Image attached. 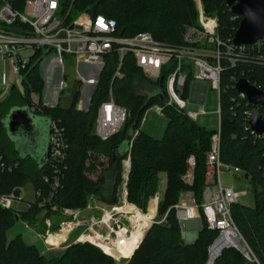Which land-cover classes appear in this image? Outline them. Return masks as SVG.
I'll return each mask as SVG.
<instances>
[{"label": "trees", "instance_id": "trees-1", "mask_svg": "<svg viewBox=\"0 0 264 264\" xmlns=\"http://www.w3.org/2000/svg\"><path fill=\"white\" fill-rule=\"evenodd\" d=\"M205 14L217 18L218 36L223 42L234 37L241 17H235L226 0H201ZM65 10L71 8L70 17L104 15L117 23V33L121 37H133L140 32H148L162 42L182 44L187 26L198 24V11L194 0H61ZM264 58V45L261 50ZM257 52L242 53L238 64L232 67L229 61H221L223 71L220 83V159L222 162L240 167L253 187L254 206L239 202L231 206L232 219L248 246L249 261L236 248L224 249L214 264H264V136H257L249 128L251 114L256 108L240 97L235 81L247 79L264 90V60L255 57ZM134 57L128 55L119 76L113 82V96L116 105L127 110L128 116L119 132L106 141L95 133L97 110L107 98L114 72L110 63L100 76L97 91L92 97L87 111L78 109L81 97V83L74 86L73 99L69 107H41L32 112L45 122L60 121L66 130L69 149L66 170L61 180V188L54 203L59 207H83L90 195L103 196L101 187L105 182L104 173H98V157L108 158L113 168V194L122 181V162L130 151L131 169L128 175V199L142 211H147L148 203L161 188H165L158 205V214L165 215V223H154L148 230L140 246L127 264H207L208 249L219 234L206 226L202 215V229L194 243L186 244L182 239V227L177 220L175 205L183 192H191L195 201L201 203L205 189L207 154L212 137L217 131L200 127L184 112L166 106L164 115L168 124L161 139H156L140 130L142 118L150 107L164 106L162 95L164 84L151 83L136 66ZM39 57H35L23 72L25 95L17 89L0 101V155L11 170L0 176V194H10L14 189L32 183L35 190L48 194L49 185L44 177L52 170L45 157L40 162L32 157H22L15 148L5 125V119L14 107L31 106L33 95L42 98L45 80L42 76ZM147 86L146 94L138 91V85ZM190 80L183 96L189 93ZM17 95L12 103L8 100ZM145 108H143V106ZM31 109V108H30ZM264 119V107L258 108ZM138 132L137 135H135ZM131 144V147L129 145ZM89 153L95 157L89 158ZM194 158L193 184L188 186L184 176L189 158ZM91 159L92 162H89ZM88 161V162H87ZM33 205L24 212L30 216L38 211ZM154 208L152 203L149 210ZM41 213V212H40ZM33 214V213H32ZM13 210L0 208V264H114L89 244H74L58 257L47 258L34 246L28 245L21 235L8 239L7 233L16 221L22 218Z\"/></svg>", "mask_w": 264, "mask_h": 264}, {"label": "built area", "instance_id": "built-area-1", "mask_svg": "<svg viewBox=\"0 0 264 264\" xmlns=\"http://www.w3.org/2000/svg\"><path fill=\"white\" fill-rule=\"evenodd\" d=\"M196 7L197 26L192 25L185 28L182 44H171L156 40L148 32H140L133 37H121L117 33V23L104 15L96 17L78 15L71 18V8L68 11L65 10L61 0H0V60L8 63L15 78V81L9 83L8 87L12 90L20 88L24 79L23 72L35 57H39L42 72L44 62L53 54L54 59L51 60L50 68L47 69L50 77L54 76L55 80V76L58 77L53 88L52 99L58 101V95L68 89L70 83L72 86L81 83L83 91L87 87H93L91 92L88 91L91 96L87 102H91L97 91L100 76L109 62L114 76L106 93L107 98L98 107L95 126L97 137L106 141L119 132L128 119L127 110L114 102L112 87L114 80L122 71L124 59L132 55L136 66L149 82L156 84L160 81L165 86L162 92L165 105L153 106L157 114L164 115L165 107L171 106L196 121L198 115L204 113L203 108L209 87L218 92L220 114V83L223 71L221 61L227 58L231 66L235 67L242 53L251 54L254 51L257 52L255 57L264 60L260 53L264 40L249 46H236L232 44L233 37L225 43L218 36L217 18L208 17L205 14L201 0H196ZM235 17L238 16L235 15ZM67 60L73 61L77 67L75 78L69 77L66 73ZM189 80L191 84L202 83L205 89L199 96L201 103L196 104L194 110L189 109L185 112V101L188 100V96L185 98L183 93ZM239 80L235 81V85ZM205 81H210V85L205 84ZM238 94L246 100L245 95ZM56 105L58 104L48 103L43 97L39 98L35 95L31 97L32 112L41 110V107H55ZM83 105L82 100L78 109L87 111L90 107L89 104L87 108ZM258 108L255 109L256 112ZM218 129L212 137L211 148L206 157L207 171L203 200L197 203L194 197L190 195L187 197V194L182 195L180 202L175 205L176 217L182 231L185 230L190 237L195 235L193 230L196 222L198 220L201 222L203 215L209 230L217 231L230 247L234 248L233 244L238 242L240 247L237 250L249 259L250 250L231 216V206L238 202L240 194L235 193L232 187H223L220 177L222 173L236 176L244 174V170L221 161L220 127ZM50 130L48 163L52 172L44 177V182L49 185V191L47 195H44L41 190L33 188L35 201L27 207L30 209L33 205H37L36 207L42 213H61L63 220L58 222L57 231L52 230L55 223L51 218L44 220L47 228L45 245L49 249L59 248L67 243L72 232L85 223L87 229L77 238L76 242L90 243L115 257L109 252L126 245L127 238L130 239L139 230L138 217L145 215L127 200L128 175L131 169L130 151L122 162L124 166L121 192L123 200L119 206L104 204L97 195L93 194L89 196L83 207H59L54 201L67 168L69 144L66 130L60 121L52 120ZM137 134L138 132L135 135ZM188 165L189 171L185 179L189 186L194 176V158H189ZM11 169L12 166H8L0 155V176L1 173ZM23 193V187H20L10 194H0V208L21 212L22 209L14 207V202L23 204L25 200ZM154 199H159L158 194ZM127 217L130 220L132 218L135 231H130L123 221ZM111 222H114L113 225ZM152 223L153 219L143 228L144 231L142 229L144 233L142 238L151 228ZM100 224L107 226L108 231L99 232L96 226ZM63 233L65 238L61 236ZM133 254L134 252L130 256L116 258L129 260Z\"/></svg>", "mask_w": 264, "mask_h": 264}, {"label": "rangeland", "instance_id": "rangeland-1", "mask_svg": "<svg viewBox=\"0 0 264 264\" xmlns=\"http://www.w3.org/2000/svg\"><path fill=\"white\" fill-rule=\"evenodd\" d=\"M195 4H196V0H194ZM54 55H50L49 58L46 59V61L44 62V66L42 68V72H43V78L45 80V90H44V94L42 95L43 99H45L48 103H53V104H59L62 107H69L72 99H73V93H74V86H72V84H69V88L66 89L64 92H62V94L60 93L58 95L59 100L58 101H54L52 98V94H53V88L55 86L56 80H57V75L56 80L53 77L49 76V72L47 71L48 68H50L51 66V60L54 59L53 58ZM54 64V63H53ZM9 65L6 61H2L0 62V87L5 85L7 82V77H8V73H9ZM59 70V69H58ZM66 73L69 77H76L77 76V67L75 65V63L73 61H69L67 60L66 62ZM205 84L210 85V81H205ZM190 88V87H189ZM92 91L93 87H87L84 91L83 88H81V97L79 99V103L84 100V101H88V98L91 96V93H89L88 91ZM10 91V87H5L4 89V93L1 94L0 96V101H3V95L5 94V92H9ZM17 91L19 93H21L22 95H25V88H24V84L22 83V85L20 86V88L17 89ZM90 91V92H91ZM138 91L141 94H146L148 91V88L146 85H144L143 83L138 85ZM36 96V95H35ZM191 96V89L189 90V95L188 98L190 99ZM37 97V96H36ZM17 98V95L13 94L12 98L9 99L8 101L10 103H12L14 101V99ZM189 100H186V107H185V112H187L190 109V104L188 102ZM78 103V105H79ZM88 104L90 105L91 102H88ZM84 109V108H82ZM204 113H200L196 119L197 123L200 125V127H204L207 128L210 131H218L219 129V101H218V92L214 89H211L210 87L207 90V94H206V101L204 104ZM85 111V110H82ZM168 118L165 115H161V114H157L156 110H154V107H150L149 109H147V111L145 112L142 121H141V126H140V130L151 135L152 137L156 138V139H161L164 135L165 129L167 127L168 124ZM95 133H96V128H95ZM90 157H95L93 154L89 153V158ZM108 158L105 156H100L98 157L97 163L99 164L98 167V171L97 173H95L93 175V178H96L97 174L102 172L103 170H105L106 172H108V174L106 176H108L107 178L109 179L107 188L105 190H102L101 192L104 193L103 196H99L100 199L104 204H112V205H116L119 206L122 203L123 200V195H121L122 193V186H123V180L121 181V184L119 185V187L115 190V194H113V180L112 177L115 176L114 175V170L113 168H110V164L108 162ZM88 162V161H87ZM89 162H92L91 159L89 160ZM188 164V162H187ZM123 163H122V175H123ZM189 171V165L187 168V172L184 176L183 179H185L186 175L188 174ZM105 172V173H106ZM221 184L223 187L225 188H231L233 189V191L235 193L240 194V197L238 199V202L245 205V206H249V207H253L254 206V196H253V187L251 185V183L249 182V180H247L245 178V174H240V175H232V174H228V173H222L221 174ZM194 179V176H193ZM186 183V179L184 180ZM165 180L163 179L162 184H161V188L158 190V200H155L154 197L150 199L149 203H148V207H147V211H142L138 206H136L135 204L131 203L127 197V200L130 204H133L136 206V208L144 213H150L153 214V223H165L166 221V216L165 215H159L158 214V205L160 203V201L162 200L163 197V192L165 190V188H163L165 185ZM193 184V180L192 183H190L189 185L191 186ZM23 191L24 193L22 194V196L24 197V202L23 204L21 203H17L14 202V207L18 208V209H22L21 212L17 213L19 216L22 215L24 212H26L28 210V206L30 205V203H33L34 200V194L33 192V186L32 183L28 182L24 185L23 187ZM190 193V194H188ZM187 197L190 195L192 197H194L193 193L191 192H183L180 196L179 202L181 200L182 195H186ZM188 199V198H186ZM184 200V198L182 199ZM152 203H154V208L149 210ZM32 206V205H31ZM63 207V206H62ZM64 208V207H63ZM33 213V214H32ZM30 214V216H23L22 218L19 219L18 221H16V223L14 224V226L8 231L7 233V237L8 239H13L14 237H16L17 235H21L23 240L28 244V245H32L35 247V249H37L41 254L45 255L47 258H54V257H58L60 254L64 253L69 247H71L74 244H89L87 242L84 243H79L76 242L77 238L79 236H81L82 234H84V232L87 229V226L85 225V223H83L82 226H80L79 228H77L76 231L71 233V236H69V240L67 241V243L61 245L59 248H48V246L45 245L44 239L46 237V226L44 224V220L46 218H51V220L55 223V225L53 226L54 231L58 230V222L62 221V217H61V213H40L38 211H34ZM149 214V215H150ZM100 217V215H98ZM123 221H125L126 226L129 228L130 231H135V227L133 224V220L129 217H127V219H123ZM114 222H111V225H113ZM152 226V225H151ZM97 230L99 232L108 231V227L103 224H100L98 226H96ZM196 228V227H195ZM201 229H202V223H201ZM201 231V230H200ZM197 229H194L193 232L195 235H199V232ZM148 232V231H147ZM146 232V234H147ZM185 232V235L183 236V233ZM220 235L218 234L217 237L215 238V240L217 238H219ZM145 238V236L143 237V239ZM143 239L141 240V242L143 241ZM182 239L184 241V243L186 244H191L194 243L196 240H194L193 242L189 243L188 242V234L187 232L184 230L182 231ZM214 240V241H215ZM213 241V243H214ZM140 242V244H141ZM212 243V244H213ZM140 244H138L137 248L135 249L134 253L136 252V250L138 249V247L140 246ZM211 244V245H212ZM234 245V248H239L240 244L238 242H236ZM92 247H95L97 250H99L103 255L110 257L113 261L114 264H127V262L129 260L127 259H120V258H116L113 257L111 255H109L108 253H106L105 251H103L102 249L91 245ZM211 247V246H210ZM210 247L208 249V252L210 250ZM233 247V246H232ZM230 248V247H229ZM227 249V248H225ZM224 251V249H223ZM222 251V252H223ZM249 261H251V255L250 258L248 259Z\"/></svg>", "mask_w": 264, "mask_h": 264}, {"label": "water", "instance_id": "water-1", "mask_svg": "<svg viewBox=\"0 0 264 264\" xmlns=\"http://www.w3.org/2000/svg\"><path fill=\"white\" fill-rule=\"evenodd\" d=\"M226 5L234 15L241 17L232 44L249 46L264 40V0H226ZM235 89L238 93L245 95L250 104L264 107V91L247 79L239 80ZM5 125L10 138L15 143L17 152L22 157H32L38 162L45 157L46 162H49L51 122H45L43 118L35 116L28 106H24L14 107L5 119ZM249 126L253 134L264 136V119L259 110L252 114ZM245 178L247 179L248 175ZM195 229L201 230L199 220L196 222ZM188 238V242L191 243L198 238V235H192ZM216 247H218L216 253L212 256L211 251ZM229 247L230 245L222 236L217 238L210 247L207 264H214L215 260L222 254L223 249Z\"/></svg>", "mask_w": 264, "mask_h": 264}, {"label": "bare ground", "instance_id": "bare-ground-1", "mask_svg": "<svg viewBox=\"0 0 264 264\" xmlns=\"http://www.w3.org/2000/svg\"><path fill=\"white\" fill-rule=\"evenodd\" d=\"M149 214L150 213H148V215L145 214V215H140L138 217L137 225H138L139 230L135 234H133V236L130 239L127 238L128 240L125 242L126 245H124L123 248L119 247L116 250L110 251L109 253L114 255L115 257L130 256L134 252L136 245L143 239L142 238V236L144 235V233H143L144 229L143 228L149 224L151 219L154 218L153 214H150V215ZM142 229H143V231H142ZM61 236H62V238H65L64 233ZM217 248L218 247L214 248L211 251L212 256L215 255Z\"/></svg>", "mask_w": 264, "mask_h": 264}, {"label": "crops", "instance_id": "crops-1", "mask_svg": "<svg viewBox=\"0 0 264 264\" xmlns=\"http://www.w3.org/2000/svg\"><path fill=\"white\" fill-rule=\"evenodd\" d=\"M0 62H1V60H0ZM42 76H44L43 73H42ZM14 81H15V78H14V76H13L11 70H10V67H9V73H8V77H7V82H6L5 85L0 87V96H1V94L4 93V89H5L4 87H7L9 85V83H13ZM190 89H191V96H190V99L188 98V100H189L188 102H190V109L194 110L196 108V104L201 103V99H200L199 96H200L201 92L204 91L205 85H203L202 83H193V84H191ZM11 90L9 92H5V94L3 95V99L2 100H5L6 98H8V96L11 93ZM188 95H189V93H188ZM83 103H84L83 106L85 108H87L88 102L83 100ZM108 172L109 171L104 173L105 182H104V184L101 187V191L105 190L107 188V186H109L108 185L109 179L107 178L108 176H106L108 174ZM99 199H102V198L99 197Z\"/></svg>", "mask_w": 264, "mask_h": 264}]
</instances>
